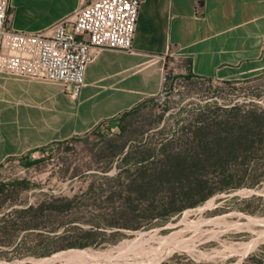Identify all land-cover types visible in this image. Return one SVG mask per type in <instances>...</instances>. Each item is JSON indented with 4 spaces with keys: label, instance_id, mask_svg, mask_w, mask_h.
<instances>
[{
    "label": "rangeland",
    "instance_id": "obj_1",
    "mask_svg": "<svg viewBox=\"0 0 264 264\" xmlns=\"http://www.w3.org/2000/svg\"><path fill=\"white\" fill-rule=\"evenodd\" d=\"M68 3L13 0V26L49 24ZM169 67L159 93L126 112L0 162V264H264L263 151L236 173L241 186L168 216L164 182L139 180L164 163V138L201 110L264 106V71L217 80Z\"/></svg>",
    "mask_w": 264,
    "mask_h": 264
},
{
    "label": "crops",
    "instance_id": "obj_2",
    "mask_svg": "<svg viewBox=\"0 0 264 264\" xmlns=\"http://www.w3.org/2000/svg\"><path fill=\"white\" fill-rule=\"evenodd\" d=\"M78 3L69 0L54 21L28 31L72 18ZM168 62L204 79L264 71V0H143L132 51L98 50L75 98L62 83L0 73V162L84 133L159 93Z\"/></svg>",
    "mask_w": 264,
    "mask_h": 264
},
{
    "label": "built area",
    "instance_id": "obj_3",
    "mask_svg": "<svg viewBox=\"0 0 264 264\" xmlns=\"http://www.w3.org/2000/svg\"><path fill=\"white\" fill-rule=\"evenodd\" d=\"M142 1L79 0L72 18L25 31L11 24L10 0H0V73L59 82L77 97L98 50L132 51ZM169 66L162 69L161 84Z\"/></svg>",
    "mask_w": 264,
    "mask_h": 264
},
{
    "label": "trees",
    "instance_id": "obj_4",
    "mask_svg": "<svg viewBox=\"0 0 264 264\" xmlns=\"http://www.w3.org/2000/svg\"><path fill=\"white\" fill-rule=\"evenodd\" d=\"M216 109L221 110L218 115H206L201 110L188 125H181L164 138L160 149L164 163L155 164L147 174L141 172L142 184L159 186L164 182L168 191L166 216L194 206L215 192L241 186L242 182L233 181L236 173L255 169L250 156L264 152V106L234 103ZM175 141L178 146H172ZM155 154L153 151L147 155Z\"/></svg>",
    "mask_w": 264,
    "mask_h": 264
},
{
    "label": "bare ground",
    "instance_id": "obj_5",
    "mask_svg": "<svg viewBox=\"0 0 264 264\" xmlns=\"http://www.w3.org/2000/svg\"><path fill=\"white\" fill-rule=\"evenodd\" d=\"M48 263V262H47Z\"/></svg>",
    "mask_w": 264,
    "mask_h": 264
}]
</instances>
